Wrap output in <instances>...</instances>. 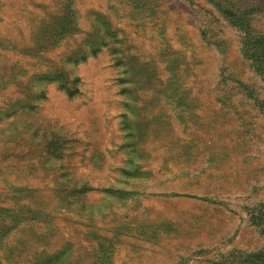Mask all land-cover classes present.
<instances>
[{"label": "rangeland", "instance_id": "rangeland-1", "mask_svg": "<svg viewBox=\"0 0 264 264\" xmlns=\"http://www.w3.org/2000/svg\"><path fill=\"white\" fill-rule=\"evenodd\" d=\"M0 264H264V0H0Z\"/></svg>", "mask_w": 264, "mask_h": 264}]
</instances>
